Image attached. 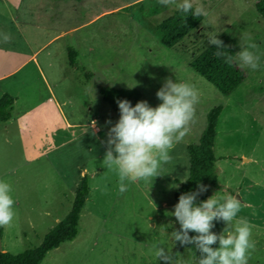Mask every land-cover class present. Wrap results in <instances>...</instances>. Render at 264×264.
Listing matches in <instances>:
<instances>
[{
    "label": "rangeland",
    "instance_id": "obj_1",
    "mask_svg": "<svg viewBox=\"0 0 264 264\" xmlns=\"http://www.w3.org/2000/svg\"><path fill=\"white\" fill-rule=\"evenodd\" d=\"M259 1L190 0L194 10L203 6L208 15L169 48L161 43L157 25L182 0H0V49L7 51L0 53V74L26 58L10 52L37 51L35 59L0 78V97L9 93L15 99L12 118L0 122L13 124L11 133L0 136V181L10 185L15 213L9 225L0 227V246L16 254L40 244L69 211L84 168L90 191L79 232L48 251L40 264H199L207 254L197 241L196 250L185 246L173 256V193L188 176L187 145L198 141L208 110L222 104L214 142L221 187L211 188L209 198L221 204L227 195L240 200L236 219H247L255 242L248 264H264V19L256 8ZM37 9L46 12V27L35 23ZM61 30L67 32L48 41ZM213 35H230L240 43L239 53L259 57L257 70L242 67L246 79L229 95L190 66ZM69 46L92 72L90 78L68 64ZM239 53L235 61L241 67ZM168 80L198 90L194 120L170 150L171 159L161 164L159 176L126 181L121 194L117 172L102 165L107 152H114L109 132L120 115L99 88H137L141 101L155 108ZM212 223L217 237L235 231V219ZM210 247L218 249L219 239Z\"/></svg>",
    "mask_w": 264,
    "mask_h": 264
},
{
    "label": "clouds",
    "instance_id": "obj_2",
    "mask_svg": "<svg viewBox=\"0 0 264 264\" xmlns=\"http://www.w3.org/2000/svg\"><path fill=\"white\" fill-rule=\"evenodd\" d=\"M159 4H172L176 0H158ZM182 12H189L193 8L190 0H182L177 4ZM197 17L207 16L203 6H197ZM10 37L6 35L5 42ZM210 42L221 45L222 42L213 35ZM251 48L256 45L250 44ZM217 57L220 52L215 53ZM239 59L244 65H249L252 70H257L258 56L250 51L239 53ZM229 64L232 57L228 58ZM162 103L153 108L147 101H140L134 107L127 99H117L120 109V119L110 129L108 143L114 145L113 150L106 154L102 165L109 170H115L119 177V192L127 191L126 181L135 182L140 179L147 180L153 176L158 177V170L162 163H167L171 157L169 152L176 143L181 142L189 130L190 123L194 120L195 105L199 102L198 90L190 83H172L167 81L164 89L157 93ZM111 124L112 121H107ZM201 190H204L203 188ZM11 188L6 182L0 181V227L9 225L14 218V200L10 195ZM195 196L183 194L172 213L178 218L183 234L174 233L177 240H188L187 233H199L194 237L200 250L206 253L199 264H248L249 250L255 249V242L251 240V228L247 219H236L240 211L241 202L233 195L223 197L224 203H219L212 197L194 206ZM222 218L227 222L236 220L235 231L227 236L217 237L211 232L213 220ZM219 239L220 247H210ZM159 255V253H158Z\"/></svg>",
    "mask_w": 264,
    "mask_h": 264
},
{
    "label": "trees",
    "instance_id": "obj_3",
    "mask_svg": "<svg viewBox=\"0 0 264 264\" xmlns=\"http://www.w3.org/2000/svg\"><path fill=\"white\" fill-rule=\"evenodd\" d=\"M256 8L264 19V0L259 1L256 4ZM194 13L195 10L193 8L187 13L177 8L172 14L164 18L157 25L161 43L172 48L192 31L201 19V16L197 17ZM217 39L222 44L215 45L210 43L192 58L190 66L220 93L229 95L246 79V71L235 61V56L239 53L241 46L230 35H221ZM217 52L221 53L219 57L215 55ZM229 57H232L231 64L227 62ZM67 58L68 64L79 70L85 78L88 79L92 76V72L78 62V52L75 48L70 46L67 48ZM99 93L104 101L114 108L118 115H120L117 103L118 98L121 100L127 99L134 107L141 101L142 97V92L134 87L102 86L99 88ZM14 101V97L9 93L2 94L0 97V122H6L11 118ZM222 111V104L211 107L206 114V124L198 141L187 145L189 171L188 176L173 193L176 205L179 203L181 195L189 194L195 196L194 206H199L202 202L208 200L211 188L221 187L216 166L217 158L214 153V142L218 118ZM202 188L204 190H201ZM89 191V175L85 173L76 184L74 198L69 211L44 235L40 244L16 254L0 249V264H40L48 251L58 247L62 242L72 241L79 232L80 214ZM176 222L177 226L174 233L182 235L183 230L178 218H176ZM1 233L0 229V237ZM187 236L188 240L185 241L177 240L173 235L174 258L185 246L196 250V240L193 239L196 237V232L189 231Z\"/></svg>",
    "mask_w": 264,
    "mask_h": 264
},
{
    "label": "crops",
    "instance_id": "obj_4",
    "mask_svg": "<svg viewBox=\"0 0 264 264\" xmlns=\"http://www.w3.org/2000/svg\"><path fill=\"white\" fill-rule=\"evenodd\" d=\"M35 12H36V18H35V23L39 26V27H46L47 26V24L44 22V15L46 14V12H43L41 9H37V10H35ZM49 26V25H48ZM65 32H67V31H63V30H61L60 32H58L57 34H55L54 36H51L50 38H49V40L48 41H51L52 39H54V38H56V37H58V36H60V35H62V34H64ZM4 52H7V51H4V50H1L0 49V53H4ZM36 52L37 51H35V52H33L32 54H30V55H23V54H20V53H17V52H10V53H12L13 55H20L21 57L23 56V57H26L25 58V60L22 62V63H20V64H18L17 66H15L14 68H12L11 70H9L8 72H5V73H1L0 74V78H3V77H6V76H8V75H10V74H12L13 72H15L17 69H19L21 66H22V64L24 63V62H26L27 60H29V59H35V57H36ZM9 56H10V54H8ZM14 57H16V56H12L11 58H14ZM4 94V93H3ZM11 118H12V114H11ZM10 118V119H11ZM3 131V132H2ZM8 131V132H7ZM13 131V124H10V125H8V126H4V125H0V136L1 135H4V136H7L9 133H11ZM82 172H85V169L83 168L82 169V171H80V177H82ZM1 250H4L5 251V248L4 247H1Z\"/></svg>",
    "mask_w": 264,
    "mask_h": 264
},
{
    "label": "water",
    "instance_id": "obj_5",
    "mask_svg": "<svg viewBox=\"0 0 264 264\" xmlns=\"http://www.w3.org/2000/svg\"><path fill=\"white\" fill-rule=\"evenodd\" d=\"M0 249H1V246H0Z\"/></svg>",
    "mask_w": 264,
    "mask_h": 264
}]
</instances>
